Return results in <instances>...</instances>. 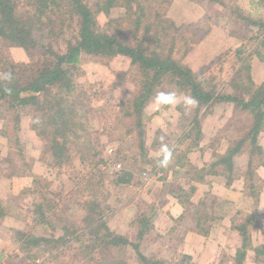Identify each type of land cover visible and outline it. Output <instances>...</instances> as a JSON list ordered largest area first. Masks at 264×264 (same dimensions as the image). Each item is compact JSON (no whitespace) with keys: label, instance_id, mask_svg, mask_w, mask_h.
I'll list each match as a JSON object with an SVG mask.
<instances>
[{"label":"rangeland","instance_id":"1","mask_svg":"<svg viewBox=\"0 0 264 264\" xmlns=\"http://www.w3.org/2000/svg\"><path fill=\"white\" fill-rule=\"evenodd\" d=\"M167 1H163V4ZM170 1L166 8V16L177 26L188 25L193 35L189 43L195 48L192 53L182 58L184 65H189L194 71H200L210 82L212 78L216 79V83L222 81L220 88L224 87L226 91H230L233 87L229 85L231 78L241 67L249 64L251 69L248 74L254 83L264 84V28L259 29L254 25L259 21L264 24V0ZM234 12L237 13L233 14ZM124 13L123 8L114 9L111 16H122ZM236 14H239L240 18ZM105 17L102 14L99 16L102 25L107 20ZM194 40L197 42L194 43ZM10 44H6V48L3 49L5 58L15 63H25L35 78L43 80L54 65L53 60L44 54L35 56L33 52H27L23 47ZM182 45L189 47L188 42H182ZM181 56L182 52L179 51L177 57ZM81 66L84 75H81L78 81L84 85L89 95V131L92 130L91 137L95 141V146H98L94 161L95 164L98 162L100 164L96 167L94 165L91 175L90 172L88 174L89 166L79 165L78 158L74 159L70 166H60L56 155L47 151L48 147H43L41 139L29 129L27 123H24L19 139L25 145V154L35 160L29 168L28 175L16 176L14 174L16 168L11 166V162L15 161V149L0 133V158L4 160L0 162L2 170L0 199L9 200L13 204V210L28 215L35 197L31 190L36 187V183H41L44 192L55 205L51 210L48 209L47 223L42 226L35 224L33 233L49 236L63 233L66 221L87 226L85 204L93 200L101 205V214L108 228L135 243L126 249V256H119L115 263L141 264L138 256L145 255L162 260L166 264H198L193 262V256L187 253L184 239L187 231L193 226V221H187L185 224L175 221L173 230L170 220L168 221L169 217L161 215L164 212L160 211L164 209V202L168 196L176 194L181 201L180 204L187 202L191 196H197L195 193L197 186L185 184L205 182L206 176H214L218 171L225 169L224 167L211 169L209 163L212 162L215 153H222L227 149L229 141L235 138V129L239 136L247 132L251 127L249 122L251 115L236 109L233 103H214L211 107L207 106L210 107L208 110L203 108V112L207 111L204 117H201L202 112L197 114L195 119L194 106H186L184 103L185 94L176 93L175 84L164 82L156 89L154 97L144 109L142 129L138 130L134 121L135 129L126 131L120 128L121 109L116 106L119 104L121 106V102H124L135 88L138 89V79L133 73V67L130 68V60L117 56L104 65L88 58L82 61ZM123 71H128L125 76L120 74ZM239 74V77L245 76L246 71ZM244 78L238 79L235 85L243 86V83L248 85ZM116 82L118 84L113 88ZM161 93H174L178 102L157 104L156 97ZM105 106L109 111L103 113ZM191 121H193L191 126H195L193 134L195 139L197 130L202 132L197 140L192 142L191 138L182 140L184 129ZM195 122L199 125H195ZM258 140L259 145L264 148V131L259 133ZM164 146L171 150L173 159L161 169L160 160L163 157ZM253 165L259 199L260 191L264 188V172L258 173L261 167L259 163ZM243 171L241 166L236 167L230 185L239 178H244ZM14 178H19V181L25 178V182L23 185H16L13 182ZM224 179L226 180L225 177ZM24 185H31V188L28 187L30 191H24L27 189L25 187L22 189ZM19 187L21 189H18ZM206 194L204 197L206 202L202 203L196 199L201 206L198 209L201 211L204 209L202 212L205 213H212L214 210L213 214L220 216L226 207L225 202L215 199L217 196L212 195L210 188L206 190ZM250 196L255 198L253 195ZM215 205L219 207L217 210L214 209ZM198 209H196L198 216H202L204 213ZM142 215L147 218L153 217L151 223L154 228L144 238H139ZM204 215L203 218L206 219ZM98 218L95 216V219ZM194 218L197 217H192ZM23 221L11 216H5L0 221V250L11 254L15 252L17 248L12 244L14 236L10 229L21 228ZM257 226H260V222L256 224L255 216L250 232L251 245L252 230ZM249 251L250 249L247 253ZM73 252L70 248L66 251V256H62L60 260L71 263L69 258ZM96 253L97 251L94 252L95 256H100ZM82 254L78 260L83 263L99 264L90 260L93 257L90 254H86L87 256ZM185 256L188 259H184ZM223 257L220 254L218 261ZM1 260L0 264L30 262L24 257L19 260L13 258ZM100 263H104L103 260Z\"/></svg>","mask_w":264,"mask_h":264},{"label":"trees","instance_id":"2","mask_svg":"<svg viewBox=\"0 0 264 264\" xmlns=\"http://www.w3.org/2000/svg\"><path fill=\"white\" fill-rule=\"evenodd\" d=\"M163 1L167 0H0V133L15 149V161L11 166L16 168V176L28 175L35 160L25 154V145L19 139L24 123L41 139L42 146L56 155L60 166H70L78 158L79 165L89 166L88 174L90 172L91 175L94 165L96 167L100 163L95 164L98 146L91 137L92 130L89 131V95L78 81L84 75L81 64L89 58L106 65L120 56L130 60V68L133 67L138 79V89L135 88L121 106H116L121 109L120 128L126 131L135 129V126L142 129L144 109L164 82L175 84L176 93L197 101L195 119L203 108L208 110L214 103H233L236 109L251 115V127L247 132L239 136L235 129V138L229 141L224 152L214 154L209 166L211 169L225 168L215 175L225 177L227 185L232 182L236 167L241 166L246 187L250 190L247 193L258 200L253 164L264 166V148L258 140L259 133L264 131V84L254 83L248 74L249 64L241 67L231 78L229 85L233 87L230 91L220 88L222 81L216 83L212 78L210 82L200 71L184 65L182 58L195 48L189 43L193 35L188 25L177 26L166 16V8L171 1L166 4ZM122 8L125 9L124 15L111 16L114 9ZM101 14L107 19L104 25L99 20ZM236 16L240 18L239 14ZM254 25L264 28L260 21ZM182 42H188L189 47L183 46ZM6 44L23 47L35 56L44 54L53 60L54 65L43 80H39L25 63L5 58L3 49ZM179 51L182 52L181 57H177ZM128 71L120 74L125 76ZM241 71H246L245 76H238ZM243 77L248 85L236 86V81ZM107 111L109 108L105 106L103 113ZM206 114L204 111L201 117ZM192 122L184 129L182 140L191 138L192 142L202 134L197 130L195 139ZM197 122L195 125H199ZM2 160L0 158V162ZM35 185L31 190L35 197L28 215L13 210L9 200L0 199V221L5 216L24 220L21 228L10 229L14 236L12 244L17 249L12 254L0 250V262L4 258L19 260L24 257L30 261L27 264H68L60 258L66 256V251L71 248L74 252L69 264H85L78 260L82 253L90 254L93 256L90 260L99 264H118L115 263L117 258L126 256V249L135 245L126 236L108 228L101 214V205L93 200L85 204L87 226L66 221L61 234L33 233L35 224L42 226L47 223L48 209L55 205L44 192L43 185ZM30 188L24 191L28 192ZM95 216L99 218L95 219ZM152 220L153 217L142 215L139 238L152 231ZM254 221L255 215L238 213L232 223V229L242 238V247L236 252L234 264H245L248 249L264 253V246L253 248L251 245L250 232ZM95 251L100 256H95ZM138 257L141 264H166L145 255ZM102 260L104 263H100Z\"/></svg>","mask_w":264,"mask_h":264},{"label":"crops","instance_id":"3","mask_svg":"<svg viewBox=\"0 0 264 264\" xmlns=\"http://www.w3.org/2000/svg\"><path fill=\"white\" fill-rule=\"evenodd\" d=\"M262 172H264V166L258 169V173ZM206 180L207 181L201 183L191 182V184H185L197 186L195 188L197 190V192H195L197 196H191L187 202H182V204H180L181 201L177 198L178 196L176 194L168 196L167 201L164 202V209L162 208L160 212H164V214L161 215L170 218H168V221L170 220L169 222L172 228L175 221H179V224L193 221V226L187 231L184 238L186 251L193 256V262L198 264H234L236 252L242 246L240 234L232 229V221L236 219L238 213L255 214L256 224L260 222V226L252 230V247L257 248L264 246V188L260 191L259 199L256 200L247 193V191L250 190L246 187L247 185L244 178H239V180L234 181L230 186H227L226 180L219 175L206 176ZM13 182L16 183V185H23L25 178L20 179V181L19 178H16ZM30 182L32 184V180ZM30 186L31 185H24L22 189ZM208 188L212 190V195L217 196L214 197L215 199L220 202L224 201L226 204L220 216L213 214L214 210L212 213H205L202 212L205 211L204 209H202V211L198 209L201 206L196 199H198L199 202L202 201V203H204L203 201L206 202V198L204 197L207 195L206 190ZM18 189H21V187ZM181 191H183V189H181ZM256 204L258 205L256 206ZM217 208L219 207L215 205L214 209L217 210ZM196 209L204 213L206 219L203 218L204 214L198 216ZM192 217L197 218L192 219ZM220 254L222 257H225L218 261ZM263 257L264 253H256L255 250L250 249L246 257L247 262L245 263L260 264L264 262Z\"/></svg>","mask_w":264,"mask_h":264},{"label":"clouds","instance_id":"4","mask_svg":"<svg viewBox=\"0 0 264 264\" xmlns=\"http://www.w3.org/2000/svg\"><path fill=\"white\" fill-rule=\"evenodd\" d=\"M177 102H178V98L174 93L173 94L161 93L156 97L157 104H175ZM184 103L186 106H195L197 101L190 96H186L184 97ZM162 153H163V159L160 160V165L163 167L166 166L171 160L172 152L170 149L167 148V146H164L162 148Z\"/></svg>","mask_w":264,"mask_h":264}]
</instances>
